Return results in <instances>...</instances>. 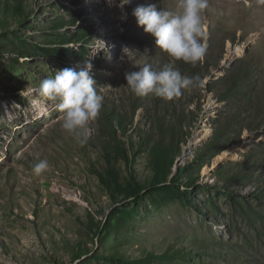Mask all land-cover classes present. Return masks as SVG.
<instances>
[{
	"label": "rangeland",
	"instance_id": "374dc122",
	"mask_svg": "<svg viewBox=\"0 0 264 264\" xmlns=\"http://www.w3.org/2000/svg\"><path fill=\"white\" fill-rule=\"evenodd\" d=\"M148 4L174 10L176 0H130L123 7L120 0H24L25 18L0 7L10 23L0 25V264H121L112 255L135 259L132 264H264V0H207L205 54L195 65L170 57L137 25L134 8ZM145 62L157 70L171 64L183 75H199L201 84L172 99L137 97L124 73ZM87 63L104 99L81 144L38 88L56 69L80 71ZM236 80L240 87L251 84L252 93L220 100ZM256 91L262 121L252 125L247 102ZM105 106L124 117L129 136L109 123L138 176L150 171L147 151L128 144L140 139L135 128L157 137L154 115L188 128L174 164L192 166L195 183L180 187L188 190L187 203L162 201L146 190L138 204L109 196L96 172L115 166L125 178L128 169L104 126ZM197 136L204 140L194 146ZM215 136L214 148L206 149ZM132 151L140 155L131 157ZM40 160L49 167L37 175ZM244 165L252 182L230 181ZM108 222L112 231L103 232ZM148 253L155 258L139 263Z\"/></svg>",
	"mask_w": 264,
	"mask_h": 264
},
{
	"label": "clouds",
	"instance_id": "9594fccd",
	"mask_svg": "<svg viewBox=\"0 0 264 264\" xmlns=\"http://www.w3.org/2000/svg\"><path fill=\"white\" fill-rule=\"evenodd\" d=\"M129 2L120 0L119 6L123 7ZM206 7L207 0H176L174 10H158L156 4L138 5L132 15L137 25L154 37L157 48L175 60L195 65L205 54L201 13ZM104 47L103 42L100 49ZM132 65L137 70L126 71L124 79L129 90L137 97L154 95L172 99L179 96L182 90L201 84L199 75H183L171 64L159 70L150 62ZM92 68L93 65L87 63L80 71L67 67L56 69L54 75L43 79L38 88L39 96L55 104L63 114L62 128L74 135L81 144L87 142L89 124L98 117L104 99L98 92ZM5 114L9 119L13 118L12 112L7 109ZM48 167L46 160H40L34 165L33 171L39 175Z\"/></svg>",
	"mask_w": 264,
	"mask_h": 264
},
{
	"label": "trees",
	"instance_id": "16d2710c",
	"mask_svg": "<svg viewBox=\"0 0 264 264\" xmlns=\"http://www.w3.org/2000/svg\"><path fill=\"white\" fill-rule=\"evenodd\" d=\"M8 1H11V3L1 2L0 7L8 8L9 5V7L11 8V14L13 16H23V14H27L24 10L25 8L24 0H8ZM26 16L27 15L23 17L25 18ZM76 22L77 20L73 19V23ZM58 23H59L58 26L63 25L62 20L59 21ZM9 24L10 23L7 21L5 12L0 11L1 27ZM69 40H71V38H67V40H63V41H69ZM51 42H55V40L52 39ZM58 44L61 43L59 42ZM212 47H213L212 44H208L207 47L208 52L212 51ZM252 73H253V80H256L257 79L256 72L252 71ZM240 86L241 85L237 83V80L234 84L231 83V85L227 87L224 94L219 99L222 100L224 98L225 100H228L230 103L232 102L234 96H238L240 95V93H244L245 90L247 91L246 92L247 95H249V92H251L252 89V85L247 83L245 87H240ZM260 100L261 99L257 91L254 95L250 94V96H248L247 108L252 112L254 118V122L252 123V125L253 124L257 125L259 124L258 121H262L261 111L263 110L262 108L263 99L261 100V102ZM236 112L237 114L243 113V109L238 107L236 109ZM101 114L105 118L104 126L107 129L111 141H113V144L115 145V155L125 160V164L128 169L127 170L128 176H125V178L121 177L120 173L116 170L115 166H109L108 168H106L104 172H100V171L96 172V174L98 175L101 181V184L103 185L105 191L109 194V196L114 201H117L120 198V201L129 200L132 203L136 202L138 204L142 199L140 192L146 190L149 193L157 194L162 201L172 202V201L180 200L184 203H187L189 197L188 190L181 191L180 187L183 185L189 188L188 186H191L192 184L195 183L196 178L194 176L192 166L190 164H187L176 169L177 171H173L172 169L176 159L180 156L181 143H182L180 142V139L181 137H183L184 134L183 127L186 128V126L182 125L181 123L174 122L172 120L163 121L162 120L163 117L159 115L158 116L154 115L155 126L157 125L155 128L157 129V137H153L151 135L150 132L151 130L141 131L139 128L138 129L135 128L134 135H140V139H138L139 141L131 140L129 141L130 143L128 142V144L136 145L135 150H137L139 153L145 150L147 151L145 153L146 155L145 164L147 165V168L150 171V173L145 172L144 174L138 176L136 167L134 165H131V160L128 158L125 142L121 139H118L115 129L109 123L110 121L117 122L119 124L118 127H120L121 129L122 135L129 136L127 134L128 131L126 127V122H124V117L122 115L117 114L115 110L108 108L107 106H105L104 109L101 110ZM186 129L188 130V128ZM253 129L254 128H249L248 130L252 131ZM182 140L184 139L182 138ZM216 140H218L217 136L212 138L211 142L206 144L205 146L206 149L208 148L212 150V148H214L215 146ZM203 154L204 151L201 150L198 156L199 162L202 161V159H204ZM132 155L134 157L135 155H140V154H137V152L135 153V151H132L131 157ZM107 161L111 163V158H108V156H107ZM249 170L250 169H248L247 166L244 165L238 171L233 172V175L229 178V180L234 182L244 181V184L249 181L252 182L253 179L251 176V171L246 172ZM187 173L189 177L183 181L182 179ZM113 212L121 213V211H119L118 209H115ZM122 220H123L122 215L116 216L115 218V222L118 224H120ZM114 225L115 223L113 224V226ZM97 230H100L99 226ZM102 231L108 233L111 232L112 224L108 222L106 225L103 226ZM94 233L97 232L94 231ZM152 255H153L152 253H148V257L144 259H138L139 260L138 262L145 263L147 261L153 260L155 257H153ZM163 256L167 257L168 255L167 253H164ZM110 260L121 264H132L133 262H135L134 261L135 259L132 258L123 259L117 255H112V258H110Z\"/></svg>",
	"mask_w": 264,
	"mask_h": 264
},
{
	"label": "bare ground",
	"instance_id": "6f19581e",
	"mask_svg": "<svg viewBox=\"0 0 264 264\" xmlns=\"http://www.w3.org/2000/svg\"><path fill=\"white\" fill-rule=\"evenodd\" d=\"M235 54L241 55V51L239 49H237V52ZM203 136H204V139H205L206 135H203ZM196 138H197V141H195L194 146H196V145L199 146V144H201L204 139H202L201 136H197ZM192 146H193V144H192ZM172 169H173V171H176V168H172Z\"/></svg>",
	"mask_w": 264,
	"mask_h": 264
},
{
	"label": "water",
	"instance_id": "95a60500",
	"mask_svg": "<svg viewBox=\"0 0 264 264\" xmlns=\"http://www.w3.org/2000/svg\"><path fill=\"white\" fill-rule=\"evenodd\" d=\"M176 164V163H175ZM174 167H177L178 168V166L177 165H175Z\"/></svg>",
	"mask_w": 264,
	"mask_h": 264
}]
</instances>
